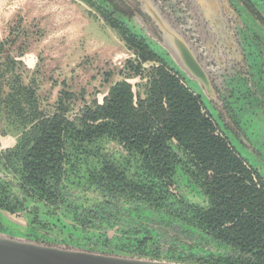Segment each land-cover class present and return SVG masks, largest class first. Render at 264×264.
Masks as SVG:
<instances>
[{"label": "trees", "instance_id": "16d2710c", "mask_svg": "<svg viewBox=\"0 0 264 264\" xmlns=\"http://www.w3.org/2000/svg\"><path fill=\"white\" fill-rule=\"evenodd\" d=\"M237 1L264 24V0ZM101 7L94 12L133 57L101 103L94 99L72 117L74 95L62 91L46 114L33 81L23 82L20 62L7 53L13 42L0 43V121L21 131L0 153V232L35 240L53 233L67 243L176 263L264 264V178L216 134L163 53ZM179 173L204 201L169 193ZM3 214L21 215L24 225ZM172 224L186 237L213 240L222 253L199 257L198 245L168 242Z\"/></svg>", "mask_w": 264, "mask_h": 264}, {"label": "flooded vegetation", "instance_id": "af4514ba", "mask_svg": "<svg viewBox=\"0 0 264 264\" xmlns=\"http://www.w3.org/2000/svg\"><path fill=\"white\" fill-rule=\"evenodd\" d=\"M77 1L93 12L97 9L103 10L101 4L107 6L109 10L123 19L128 27L140 35H145L151 44V40H155L159 44L164 43L166 36L175 38L181 49L192 56L197 70H200L201 84L195 80L192 81L197 83L206 93L209 102L217 111L227 131L235 136H241V139L247 142V138L240 128L236 116L238 109L235 106L239 100L244 102L243 106L252 107L251 103L253 102L261 112H264V24L260 22L259 24L247 15L237 0ZM136 18L140 21L138 22ZM148 33H150L149 37L147 36ZM163 55L166 59L171 60L170 55L166 52H163ZM182 77L183 84L186 86L185 76ZM193 94L199 97L204 113L214 123L216 134L224 138L229 146L234 149L217 123L208 114L202 97L194 92ZM20 135V130H15L0 121V145L2 146L0 153L12 149ZM234 151L236 152L235 149ZM257 156L259 155L257 154ZM244 160L248 169L264 178L246 159ZM0 177L3 178L1 172ZM177 177V185L168 189L170 194L177 198L185 196L195 202L197 199H200L201 202L204 201L198 193V189L193 186L191 181L188 182V177L181 173ZM15 215L22 218L19 214ZM184 232L182 225L172 224L167 230L165 238H168V242L176 241L178 243L182 240L189 245H198L201 249L198 253L199 257L222 253L221 247L213 240L201 241L197 235L186 237L187 233ZM112 233L111 230L107 231L108 235ZM33 240L46 246L78 249L89 253L157 260L134 254L101 250L94 243L88 244L84 243L85 241L74 243V239H70V242L67 243L63 236H57L53 233H42L38 239L35 240L34 238ZM160 243L163 245L162 248L160 244L163 252L166 249L165 242L161 240Z\"/></svg>", "mask_w": 264, "mask_h": 264}, {"label": "rangeland", "instance_id": "374dc122", "mask_svg": "<svg viewBox=\"0 0 264 264\" xmlns=\"http://www.w3.org/2000/svg\"><path fill=\"white\" fill-rule=\"evenodd\" d=\"M10 41L7 53L20 62L23 82L33 81L46 114L53 112L62 91L74 95L70 117L94 99L101 103L108 89L122 80L119 71L125 61L133 57L116 32L77 0H0V43ZM151 45L160 51L155 42ZM166 62L175 68L170 60ZM128 82L140 81L130 78ZM185 84L202 97L208 114L236 152L264 176V112L253 102L252 107L237 102L236 116L247 143L227 131L197 83L185 77ZM3 215L24 225L18 215Z\"/></svg>", "mask_w": 264, "mask_h": 264}, {"label": "water", "instance_id": "95a60500", "mask_svg": "<svg viewBox=\"0 0 264 264\" xmlns=\"http://www.w3.org/2000/svg\"><path fill=\"white\" fill-rule=\"evenodd\" d=\"M146 40L147 37L142 35ZM159 52L170 55L175 69L185 77L195 80L202 79L191 55L181 49L175 38L166 36L163 44L156 43ZM12 222V221H11ZM14 223V222H12ZM0 264H185L164 260L131 258L129 256L103 255L89 253L78 249L46 246L36 243L23 235L13 232H0Z\"/></svg>", "mask_w": 264, "mask_h": 264}]
</instances>
